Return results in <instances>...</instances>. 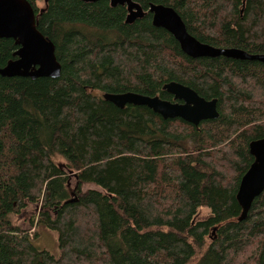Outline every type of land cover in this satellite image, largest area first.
<instances>
[{"label":"trees","instance_id":"1","mask_svg":"<svg viewBox=\"0 0 264 264\" xmlns=\"http://www.w3.org/2000/svg\"><path fill=\"white\" fill-rule=\"evenodd\" d=\"M28 1L61 73L0 75V264H264V191L242 220L235 197L264 137V63L190 57L148 12L171 6L199 41L264 53V0H134L132 23L109 0ZM17 47L0 38V67ZM169 81L216 98L219 116L195 126L102 97L172 100ZM38 202L56 254L10 219Z\"/></svg>","mask_w":264,"mask_h":264},{"label":"water","instance_id":"2","mask_svg":"<svg viewBox=\"0 0 264 264\" xmlns=\"http://www.w3.org/2000/svg\"><path fill=\"white\" fill-rule=\"evenodd\" d=\"M109 3L113 7L125 6L126 23H132L145 14L142 6L134 0H109ZM148 12L152 15V24L167 30L190 57L223 56L264 63V53H249L237 47H217L199 41L187 31L181 16L171 6L151 3ZM0 38H12L18 46L13 58L0 67L1 76L32 79L60 76L61 64L55 55V44L37 29L35 11L28 0H0ZM162 88L172 96V100L134 91L105 92L102 97L119 108L126 104L145 105L164 119L181 118L195 126L202 120L219 116L216 98L206 99L177 81L166 82ZM248 148L253 161L241 176L235 195L241 207L239 220L246 217L253 200L264 191V137L251 140Z\"/></svg>","mask_w":264,"mask_h":264},{"label":"rangeland","instance_id":"3","mask_svg":"<svg viewBox=\"0 0 264 264\" xmlns=\"http://www.w3.org/2000/svg\"><path fill=\"white\" fill-rule=\"evenodd\" d=\"M55 161L63 166L64 162L61 158H55ZM73 184L71 185V187ZM40 203H28L25 209H23L19 214L11 215L10 219L14 224H17L21 228H29V234L31 235L34 231L38 232V239L34 242L36 247L45 248L52 253H57V235L56 232L46 229L42 225H37L38 221V211ZM210 215V210L206 207H202L196 214L195 219H205ZM214 229V228H213ZM214 233V232H213ZM196 261L192 260L191 264H196Z\"/></svg>","mask_w":264,"mask_h":264},{"label":"bare ground","instance_id":"4","mask_svg":"<svg viewBox=\"0 0 264 264\" xmlns=\"http://www.w3.org/2000/svg\"><path fill=\"white\" fill-rule=\"evenodd\" d=\"M126 15V14H125Z\"/></svg>","mask_w":264,"mask_h":264}]
</instances>
